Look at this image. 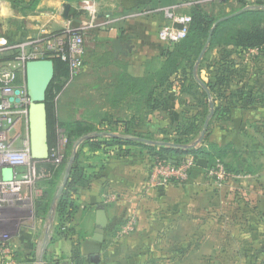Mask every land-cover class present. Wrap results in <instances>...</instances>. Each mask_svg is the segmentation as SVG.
I'll use <instances>...</instances> for the list:
<instances>
[{"label":"rangeland","instance_id":"obj_1","mask_svg":"<svg viewBox=\"0 0 264 264\" xmlns=\"http://www.w3.org/2000/svg\"><path fill=\"white\" fill-rule=\"evenodd\" d=\"M196 2V4L201 5L202 9L213 18L217 19V21L220 19L226 20L241 13L245 9H264V0H196ZM183 13L189 15L187 10L183 11ZM154 14L155 12L140 16H132L131 18ZM225 17L228 18L224 19ZM83 19L85 21V18ZM257 19L260 24L264 26V12H262ZM86 23L88 22L82 24L84 26L83 28L88 25ZM71 26L78 27V25L75 24ZM51 28L52 26L50 25L46 27L47 32L56 31ZM5 31L7 35L3 36L6 40L0 42L1 47L5 44L13 43L14 41H24L30 38V34L35 36L34 33H29L28 35L19 36L15 39L14 37L16 35L13 34L12 31H17V29L12 30L8 28ZM81 31L84 36L85 60L86 58H91V51H93V55H97L98 58L109 56V48L101 44L98 36L97 40L95 37L97 34H95L94 30H89L88 28ZM0 32V34H3L2 31ZM38 36H40V34ZM210 38L205 45L206 50L203 55V61L201 60L198 63L197 59L194 64L192 62V64L185 65V68L180 72V78L176 80V85L178 84V86L175 88V91H183L182 93L179 92L177 99H172L171 102L176 106L174 110L177 111L178 119L176 118L177 120H173V123L167 124L166 122L169 116H167L164 109L160 110L157 114L158 116H154L153 119L157 121V124L163 123L164 125L162 124V127H156L153 131L148 132V135L151 137L148 138L155 139L157 137V139L162 140H173L176 127L175 123L182 117L183 110L189 111V117L198 115V124L203 126L205 123H202L203 117H201V115L206 99L203 94L199 92L203 90L197 87V85L192 82L191 77L186 74L189 73V69L193 66L194 79L199 83L197 80L198 77L201 81H205L202 82L206 85L208 81L213 83L216 82V76L219 70L232 69L235 67L236 63L235 69H237V72L235 76H232L230 87L212 86L213 93H211L206 86V90L209 95H211V97L208 98L209 102L214 104L213 99H215V105L219 107V112L214 114V116L212 115L213 117L210 118L209 127H223L227 130H233V132L234 129H236V134L238 135L239 142L241 143L240 146L242 147L238 153L230 149V152L225 156V160L240 167L242 164L240 157H247L251 161L250 163L253 162L255 165L254 168L257 171L255 175H259L254 176L252 175L253 173L245 172L239 175L234 174V177L228 180L223 187H217L216 180L210 179L207 176H205V178L201 176L200 180L194 183L192 177L194 176V171L197 169L195 167L189 178L184 182H171L163 185H169L170 188H168L166 194L162 196L164 200L163 207L154 214H156L157 217L158 213L159 216L163 214L166 223H170L164 228L168 236H166L165 243L163 242V244H167V247L170 245L173 247L174 245L176 246L175 249H177L179 254L175 256L176 261H174L173 264H264V51L257 48L241 49L234 46H210ZM14 54L15 51L3 50L0 53V59L1 57H8ZM232 60L234 61V66L230 64ZM3 65H5V63L0 62V68H2ZM159 66V59H150L139 70L141 73L139 76H146ZM127 70L129 71V68H127ZM78 73H75L68 82L63 84L61 92L58 94L56 99V111L59 120L66 121L77 119V114L81 116L80 110L82 109L84 112V114H82L83 117L91 119V124H101V121H104L102 118L106 117L112 120H122L124 118L123 110L125 108L123 109V107L120 106L112 107L108 98L102 93V91L105 92L108 91V89L86 88L85 91H80L81 87L78 86L77 83ZM228 73L230 72H225V74ZM185 75L187 80H185L184 87H182L181 85H183V82L181 79H185ZM90 78L91 77L88 76V85L95 83V81ZM202 88L205 89L204 87ZM248 91L254 96V107L242 111L241 109L234 108L230 119L228 118V114L222 118L221 113L225 111L223 108H227L231 103L234 104L239 101L242 96L240 92L247 93ZM131 103L132 102H128V105ZM210 112L207 114L205 122ZM152 113L144 114V117H147L146 120H149ZM56 130L59 135L57 147L55 146L53 159L48 161L58 167L63 162L68 141L65 136L64 127L58 125ZM107 130L111 129L109 128ZM161 130H165L166 132H161ZM211 134H213V132ZM11 135L13 137L20 135L18 141H25L29 137L27 124L25 122L19 123L14 127ZM199 137H194L188 146L201 143L197 141ZM74 148L75 146L73 147V152ZM79 148L80 146L77 148V152ZM138 151L139 150H137L135 155L143 162L141 164L142 168L146 169L147 184L151 173L150 167L152 162L149 161L145 152L142 151L140 154ZM87 160V152L82 151L79 156V162L86 165ZM222 163L224 164L223 161ZM67 166L68 164L64 166L60 176L56 179V186L53 192L51 194L48 193L46 196L43 187L45 185L43 184L47 175L44 171L42 172L38 161H34L31 164V170L34 171V174L31 173L30 177L32 179V186L25 185L19 193V197L22 198V201L25 200L26 203L20 208H17L15 207L14 201H11L14 199V196L6 195V202L2 204V207L5 208V210H3L5 214L3 215V212H0V216H4L3 220L6 222L0 225V236L3 233H7L10 237H13L12 235H16L22 231V228H24L23 226H28L24 229L30 231V225H35L40 218H42L46 224L50 219L49 217L52 215L56 217L58 200L55 201L54 198L60 185L63 183ZM3 175L5 179L12 178L13 168L10 166L4 167ZM181 184L185 185V187L181 188L179 186ZM187 186L190 190L192 189L191 194ZM108 193L104 194L105 200L109 196ZM187 197L190 199L188 200ZM117 199H119L118 196ZM41 203L49 206V211L47 213L40 209L39 204ZM53 206H55L54 211L52 208ZM78 215L79 210L74 213L72 219H78ZM66 225L68 227H74L70 222H66ZM76 226L77 228L79 227L80 230L83 228L80 224L75 225V227ZM124 226L125 225L122 224L119 229V231H121L119 236L121 237H118V240L123 239L122 236H131L138 230V223L135 224L134 229L130 232H123L122 229ZM159 226L160 225L154 227H157V230H159ZM161 227H164V224ZM7 242L10 243V239ZM137 248L138 246L135 244L134 249ZM130 251L134 250L132 249L129 250V252ZM100 256L106 258L107 252L105 250L101 251ZM157 258H163L165 260L160 264H170V262L167 261V259H169L168 257ZM3 259L4 255L0 251V263ZM15 259L18 263L17 257ZM101 262L102 258H100L98 262L91 260L90 263Z\"/></svg>","mask_w":264,"mask_h":264},{"label":"crops","instance_id":"obj_2","mask_svg":"<svg viewBox=\"0 0 264 264\" xmlns=\"http://www.w3.org/2000/svg\"><path fill=\"white\" fill-rule=\"evenodd\" d=\"M193 1L196 0H40L36 9L24 10L20 6H15L11 0H0V31L3 33L0 34V42L6 40L3 35H7L5 30L8 28L17 29V31H12L16 35L14 37L16 39L29 33L35 35L30 34L29 37H38L40 29L44 26L49 27L50 25L52 26L51 29L56 30L53 32H58L68 25L75 24L80 28L84 27L83 23L88 22L85 29L89 28V30L95 31L97 34L95 37L98 36L101 44L109 48V56L98 58L91 51V58L84 59L85 64L78 73L79 75L77 74L79 77H77V83L81 87L80 91H85L86 88L102 90L105 88L107 90L108 84L122 71H127L132 76H139L141 74L139 70L148 60L152 58L163 59V54L169 45L158 39V29L163 24L169 23L170 19L162 9ZM67 3L70 4V11L68 16L64 17V5ZM192 5L195 4L179 8L177 13L185 14L183 11L189 10ZM156 8L158 10L154 15L131 18V14L134 12ZM92 23L93 25H91ZM118 40L124 45V49L115 54V42ZM88 76L95 83L88 85ZM171 102L172 99L170 98L164 108L167 116H169L167 124L173 123L176 118L178 119L177 111L173 109L174 105ZM123 111V121L98 125V128H112L113 130H105L99 135H122L132 113L126 107ZM159 112L160 110L152 113L149 120L133 122V127L135 130L143 132L144 135L156 127H162L163 123L157 124V121L153 119L154 116H158ZM80 113L81 116L77 114V118L83 117V109L80 110ZM212 132L211 138L218 144L233 142L236 145H241L236 129L233 132V130L222 127H214ZM83 140L82 137L78 141H81V144ZM151 141H153L151 143H161L157 137ZM123 148L131 150V155L120 154L118 146L103 147L97 151H90L88 147L83 148L88 156L87 165L91 181L88 186L79 188L78 192L74 194L76 211L79 210V215L78 219L75 218L70 222L77 230L73 229L71 236L73 239H78L79 232L86 234L82 239L80 238L82 254L88 261L86 264H91V260L98 262L100 258H102L101 263L93 264H160L165 261L163 258L157 257H168L167 261L173 264L176 261L175 256L179 254L175 249L176 246L167 247V244H163L166 236H168L164 228L170 223H166L163 214L159 216L158 213V217L154 214L163 207L162 196L166 194L170 186L149 188L146 184V169L142 168L143 162L135 155L139 150L138 147L123 145ZM149 161L151 160L149 159ZM193 175L194 183L198 182L201 176L210 178L207 174V168H197ZM252 175L258 176L259 174ZM226 183H217L216 186L223 187ZM179 186L185 187L183 184ZM187 188L189 191L188 186ZM105 193L109 195L113 193L119 199L117 201L105 200ZM187 199L190 198L187 197ZM15 207L20 208L21 205H15ZM99 208H104L108 217L103 241L94 238ZM130 217H136L138 230L131 236H122L123 239L118 240V237H121L119 236L121 225L125 224ZM4 222L6 221L3 220L0 225H3ZM77 224L83 228L80 227V230L79 227H75ZM163 224L164 227H161ZM56 225L57 220L54 216L46 224L40 218L35 225H30V231L24 229L28 226H23L24 228L20 233L10 237L9 245L17 253L15 258L17 257L18 264H44L43 253L45 250L53 258L71 256L73 240L71 237L57 236L55 233ZM158 225H160L159 230L154 227ZM135 244L138 246L137 249H134ZM132 249L134 251L129 252ZM103 250L107 252L106 258L100 256V252Z\"/></svg>","mask_w":264,"mask_h":264},{"label":"trees","instance_id":"obj_3","mask_svg":"<svg viewBox=\"0 0 264 264\" xmlns=\"http://www.w3.org/2000/svg\"><path fill=\"white\" fill-rule=\"evenodd\" d=\"M11 1L15 6H20L24 10H34L36 9L40 0ZM187 12L191 16V22L189 23L186 37L179 42L169 45L163 54V59H151L160 60V66L157 69L146 76H132L131 74H128L127 71H122L119 75L114 77V80H112L110 84H108L107 89H109V91H102L104 96L110 101L112 107H124V103L126 102L125 107L132 111L130 120H128L127 125L124 127V132L122 135H99V133L101 134L107 129L98 128V125L111 124L112 122L118 123L123 121V119L112 120L106 117L102 118L105 122L101 121V124H91V119L85 117L66 121L59 120L56 111V99L59 92H61L63 84L70 80L71 73L69 63L67 61L62 60L60 57H52L55 64V75L46 95L50 146V157L48 160L53 159V152L57 147L59 135L57 134L56 129L58 125L64 127L68 144L65 148L63 162L60 166L57 167L48 160H37L42 172L44 171L47 175V178L44 180L43 184L45 185L43 187L46 196L48 193L51 194L53 192L54 187L56 186V179L60 176L61 170L68 164L70 157L73 155V147L77 144L80 138L83 137L84 140L80 144V148L76 153V159L72 165L69 174V180L58 199V204L56 207L57 225L55 233L60 237H71L73 240L71 256L53 258V256L48 255L47 250H45L43 253L44 264H86L88 262L82 254V243L80 242V238L82 239V237H84L86 234L79 232L78 239H73L71 235L74 231V227H68L66 225V222H71L73 220V215L77 210L74 194L78 192L79 188L88 186L91 181L88 165H83L79 162V156L81 155L84 147H88L90 151H97L103 147L106 148L109 146H118L120 154L123 153L124 155L130 156L131 150L123 148V145H135L138 147L140 154L142 151L145 152L148 158L151 160L152 163L150 172L153 168V165L157 162H171L173 164H179L185 157L193 156L196 160L199 158L207 159L209 163L208 167H211L216 160L223 161L226 170L231 174L237 175L243 172L253 174L257 173L256 169L254 168L255 165L253 162L250 163L251 161L247 157H240L242 162L240 167L226 161L225 156L230 152V149H233L235 153H238L242 146L236 145L233 142L223 145L218 144L211 138L213 127H209V125L201 143L188 146L194 137L200 136L204 126V124L203 126L198 124V115L189 117L188 110L182 111V117L176 123L173 140L158 139V141L161 143L156 144L128 138L131 136H139L149 140H155L150 139L151 137L148 135V133H145L144 135L143 132L135 130L133 127V122L145 120L147 117L145 118L144 114L146 115L156 110H163L168 104L170 98L173 100L177 99L178 93L183 92L175 91V88L178 86V84L176 85V80L180 78L181 70L185 68V65L192 64V62L194 64L197 61L203 49L205 48L210 35H212L209 41L210 46H234L241 49L257 48L261 51H264V26H262L257 19L261 13L264 12V9H245L241 13L219 22L215 26L212 34L211 29L216 23L217 19L213 18L209 13L204 11L199 4L192 5L190 9L187 10ZM203 57L201 59L202 61ZM13 59L14 55L1 57L0 62L5 63L2 68L6 67V64ZM230 64L234 66V61L232 60ZM235 68L236 63L235 67L232 69L219 70L215 83L211 81L206 82L209 92L213 93L212 86L230 87L232 76H235L237 72V69ZM226 71L230 73L225 74ZM16 74V84H23L26 79L25 76H23L22 70L17 69ZM186 75H189L192 82H194L197 87L203 90L199 92H201L206 99L203 113L201 115V117H203L202 123H205L206 116L211 111L210 102L208 99L211 97V95H209L208 91L203 89L202 86L194 79L193 66L189 69V73ZM186 75L185 79H181L183 82V85H181L182 87H184L185 80H187ZM240 93L242 96L239 101L234 103L235 106L233 103H231L229 107L223 108L225 111L221 113L222 118L228 114V118L230 119L234 108H240L241 110H244L254 107L253 94H251L249 91L247 93ZM213 101L214 116V114L219 112V107H216L215 105L216 100L213 99ZM128 102L132 103L128 105ZM175 107L176 106H174L173 109H175ZM111 131H113L112 128ZM161 132L166 131L161 130ZM173 160L175 162H172ZM196 168L202 167L197 165ZM39 206L40 209L45 213L49 211V206L47 204L41 203ZM15 254L17 253L15 252Z\"/></svg>","mask_w":264,"mask_h":264},{"label":"built area","instance_id":"obj_4","mask_svg":"<svg viewBox=\"0 0 264 264\" xmlns=\"http://www.w3.org/2000/svg\"><path fill=\"white\" fill-rule=\"evenodd\" d=\"M196 3V1L184 2L162 9L170 19V22L162 25L158 32V37L163 43L171 45L186 37L191 16L179 14L177 11L183 6ZM157 10L156 8L138 11L132 13L131 16H140ZM84 29L68 25L62 31L47 32L44 26L40 29L38 37H30L24 41L0 46V53L3 50L17 53L14 54V59L8 62L6 67L0 68V212L5 209L2 204L6 202V195L14 196L11 201H14L15 205L22 206L26 203L19 197V193L25 185H31V173L34 174L31 164L37 161L31 156L29 137L20 142L18 141L20 135L15 137L11 135L12 130L19 123L25 122L28 126V105L30 102L26 80L23 84H16V70L21 69L25 76V63L28 60L60 57L69 63L72 78L75 73L82 70L84 65L85 47L81 31ZM7 166L13 168V177L10 179H5L3 175V169ZM196 166L197 160L193 156L185 157L179 164L157 162L153 165L147 185L149 188H158L171 182L182 183L189 178ZM207 174L217 183H225L234 177V174L228 172L220 160H216L211 167L207 168ZM107 199L115 201L117 196L112 193ZM3 219L4 216H0V223ZM136 223V217L127 219L122 229L123 232L132 231ZM9 239L10 236L7 233L0 236V251L4 255L0 264H18L14 248L7 242Z\"/></svg>","mask_w":264,"mask_h":264},{"label":"water","instance_id":"obj_5","mask_svg":"<svg viewBox=\"0 0 264 264\" xmlns=\"http://www.w3.org/2000/svg\"><path fill=\"white\" fill-rule=\"evenodd\" d=\"M70 11V4L67 3L64 5V17H67ZM241 12V11H239ZM228 17H225L226 19ZM223 19L218 20L211 29V34L214 31L215 26ZM211 36V35H210ZM124 49V45L120 43V41L115 42L114 51L117 54L118 51H122ZM206 48L203 49L202 53L198 58V63L201 61ZM195 76H196V70ZM55 75V64L52 58H39V59H31L25 63V79L26 86L28 91V96L30 98L29 108H28V131H29V139H30V149L31 156L34 160H48L50 157V146H49V131H48V112L46 105V95L47 90L54 78ZM197 80L202 85V87L206 88V85L197 77ZM18 93V91H16ZM211 112L207 118V121L204 124L203 131L198 138V142H201L206 134L209 120L214 112V104L210 102ZM129 138L141 140L147 143H151L153 141L138 137L131 136ZM81 141H78L75 145L73 156L70 158L68 162V166L65 172L63 183L60 185L57 194L55 195L54 200H58L61 196L68 180L69 174L72 168V165L76 159L77 148ZM170 144V143H169ZM172 162H175L174 160ZM208 160L205 158H199L197 160V165L202 168L208 167ZM103 205V204H102ZM104 206V205H103ZM53 206V211H54ZM53 219V215L50 217ZM96 229L94 238L98 241H103L104 239V230L108 224V217L106 210L104 208H99L97 210L96 217ZM48 240V237H47Z\"/></svg>","mask_w":264,"mask_h":264}]
</instances>
